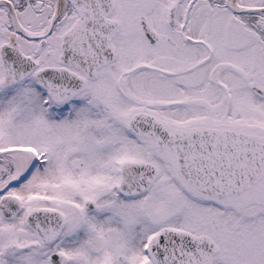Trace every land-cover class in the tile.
I'll list each match as a JSON object with an SVG mask.
<instances>
[{"label": "snow or ice", "instance_id": "snow-or-ice-1", "mask_svg": "<svg viewBox=\"0 0 264 264\" xmlns=\"http://www.w3.org/2000/svg\"><path fill=\"white\" fill-rule=\"evenodd\" d=\"M0 264H264V0H0Z\"/></svg>", "mask_w": 264, "mask_h": 264}]
</instances>
